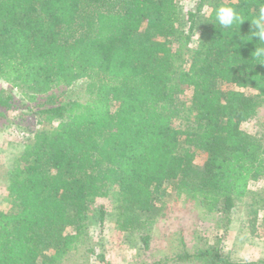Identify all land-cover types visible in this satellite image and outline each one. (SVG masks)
Instances as JSON below:
<instances>
[{"label":"trees","instance_id":"1","mask_svg":"<svg viewBox=\"0 0 264 264\" xmlns=\"http://www.w3.org/2000/svg\"><path fill=\"white\" fill-rule=\"evenodd\" d=\"M203 1L184 31L175 0H0V79L45 96L43 127L7 171L0 264H56L86 243L90 203L114 191L116 229L145 246L168 187L224 214L251 194L264 228V193L249 190L264 178V143L241 127L264 103V44L251 37L264 0H214L189 50ZM220 5L245 20L222 27ZM78 82L82 101L54 92ZM12 100L0 90V116ZM191 259L252 264L213 248L172 258Z\"/></svg>","mask_w":264,"mask_h":264},{"label":"rangeland","instance_id":"2","mask_svg":"<svg viewBox=\"0 0 264 264\" xmlns=\"http://www.w3.org/2000/svg\"><path fill=\"white\" fill-rule=\"evenodd\" d=\"M213 1H203L197 13L196 27L187 46L189 50L197 43L200 29L209 19V4ZM175 2L184 16L181 29L186 31L188 22L185 13L195 11L200 0ZM0 90L13 98L11 109L0 116V208L7 209V171L19 157L25 142L43 127L38 124L39 114L34 111L45 96L38 95L37 100L31 102L28 100L31 93L29 90L13 88L1 79ZM54 92L63 98L85 99L79 82L70 87H60ZM188 95L190 92L186 91V96ZM188 122H191V116L182 122V127ZM241 127L264 143V103L256 115ZM195 162L201 164L203 156L198 154ZM249 190L264 193V178L252 180ZM251 197L249 194L238 201L229 214H224L209 210L200 199H193L186 194L178 195L168 187L164 205L160 213H157L155 223L149 231L150 239L145 246L141 241L142 233L121 232L116 229L117 211L114 207L117 194L115 191L111 192L106 198H95L89 205V237L86 243L59 256L56 264H100L99 255H103L108 264H203L204 260L199 259L173 261L172 258L183 253L193 254L205 248L219 249L232 262L257 264L253 262L264 260V228L260 223L261 213L252 222L254 214L248 205ZM100 207L104 211L102 222L97 217Z\"/></svg>","mask_w":264,"mask_h":264},{"label":"clouds","instance_id":"3","mask_svg":"<svg viewBox=\"0 0 264 264\" xmlns=\"http://www.w3.org/2000/svg\"><path fill=\"white\" fill-rule=\"evenodd\" d=\"M215 18L224 28H231L233 25L237 24L240 25V23L245 20L240 12L234 7L227 5H220L215 9ZM251 22L255 29L251 37L255 36L258 41L264 44V5L260 6L258 14L255 18L251 19ZM254 51L257 57L264 56V46L256 47Z\"/></svg>","mask_w":264,"mask_h":264}]
</instances>
